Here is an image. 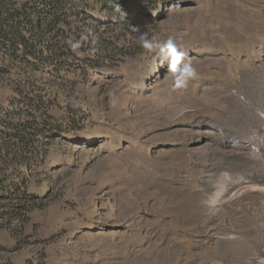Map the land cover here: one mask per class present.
Masks as SVG:
<instances>
[{
	"label": "rangeland",
	"instance_id": "rangeland-1",
	"mask_svg": "<svg viewBox=\"0 0 264 264\" xmlns=\"http://www.w3.org/2000/svg\"><path fill=\"white\" fill-rule=\"evenodd\" d=\"M123 17L116 48L69 75L53 110L77 125L28 182L44 208L22 247L1 227L0 243L15 264H259L264 194L231 190L264 180L250 154L264 149V0H164ZM169 39L185 53L175 73ZM186 63L196 75L176 88Z\"/></svg>",
	"mask_w": 264,
	"mask_h": 264
},
{
	"label": "trees",
	"instance_id": "trees-1",
	"mask_svg": "<svg viewBox=\"0 0 264 264\" xmlns=\"http://www.w3.org/2000/svg\"><path fill=\"white\" fill-rule=\"evenodd\" d=\"M163 1L0 0V227L15 237L13 250L25 242L30 213L45 206L28 191V182L50 146L77 125L67 112V117L53 114L74 83L68 76L109 57L117 24L128 22L124 12ZM82 36H88L79 48L83 56L68 43ZM11 256L0 243V264H15ZM27 264L44 262L40 256Z\"/></svg>",
	"mask_w": 264,
	"mask_h": 264
},
{
	"label": "clouds",
	"instance_id": "clouds-1",
	"mask_svg": "<svg viewBox=\"0 0 264 264\" xmlns=\"http://www.w3.org/2000/svg\"><path fill=\"white\" fill-rule=\"evenodd\" d=\"M89 35L91 33L89 32ZM88 36H82L80 40H69L68 43L71 47V49L75 52L77 49L81 47V42L84 40H87ZM141 40L143 41L142 46L147 49H152L153 43L147 39L146 34L141 35ZM162 50L166 53L165 58H170V66L171 71L175 73L177 71V65L181 63L183 60L185 53L178 51L177 46L173 42V40L169 39L163 46ZM78 55H81L80 53H77ZM196 70L190 65V64H184L182 73L179 79L176 81V88H182L187 86V78L195 77ZM259 264H264V258H261L259 261Z\"/></svg>",
	"mask_w": 264,
	"mask_h": 264
},
{
	"label": "bare ground",
	"instance_id": "bare-ground-1",
	"mask_svg": "<svg viewBox=\"0 0 264 264\" xmlns=\"http://www.w3.org/2000/svg\"><path fill=\"white\" fill-rule=\"evenodd\" d=\"M260 153L257 154V152L255 151V149H252L251 150V157H254V158H258V161H259V164L260 166L264 169V149L262 151H259ZM257 163V162H256ZM264 173V172H263ZM233 183V182H232ZM235 183V182H234ZM238 184V183H237ZM235 184V186L237 185ZM232 185V184H231ZM238 186V185H237ZM231 187V186H230ZM223 189V188H222ZM228 189V188H227ZM231 188H229L230 190ZM241 189H245L246 190H258L260 191L261 193L264 194V180L262 179H257V178H249L247 180H245L241 187H235L233 190H231V192H233V194L236 196H238L241 192ZM228 190V192H229ZM223 191V190H221ZM224 192V191H223ZM216 195L219 194V192L216 190L215 191ZM231 194V193H230ZM215 195V194H213ZM225 195V194H224ZM233 196V195H232ZM230 196V197H232Z\"/></svg>",
	"mask_w": 264,
	"mask_h": 264
}]
</instances>
